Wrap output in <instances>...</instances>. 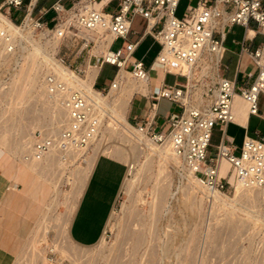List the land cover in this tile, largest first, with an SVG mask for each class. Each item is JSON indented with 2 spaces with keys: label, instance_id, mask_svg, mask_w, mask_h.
I'll list each match as a JSON object with an SVG mask.
<instances>
[{
  "label": "rangeland",
  "instance_id": "374dc122",
  "mask_svg": "<svg viewBox=\"0 0 264 264\" xmlns=\"http://www.w3.org/2000/svg\"><path fill=\"white\" fill-rule=\"evenodd\" d=\"M51 1L41 2L49 4ZM209 1L211 0H204ZM62 2L68 5L66 0ZM115 2L114 0L110 2L107 8L111 9ZM187 3L195 4L196 0H179L176 15L180 16L185 12ZM144 25L145 19L136 14L132 19L133 31L127 38L115 39L112 47H123L129 39L137 38ZM250 25L254 26L253 23ZM99 33L101 32L95 33L97 40L101 36ZM31 34L37 38L39 30L32 29ZM23 43L22 45L28 49V43L25 41ZM81 45L82 41L79 38L61 39L56 58L63 57L64 64H70L72 68L76 66L84 68L86 63L87 66L94 68L88 62L93 61L89 54L98 53V47ZM2 46L3 43L0 41V56ZM158 49V42H152L148 36L134 52L135 56L144 60L146 66H150L152 77L161 66L152 61ZM23 51L21 46L16 45L13 52L7 55L4 53L6 56L3 57L4 61L0 60V139H2L0 150L5 151L10 157L16 156L19 159L23 156L24 165L29 171L38 174L35 179L37 176L41 177L42 182L49 187V192L37 212L35 222L33 221L27 228L24 244L18 245L11 256L1 252L0 264H264V215L257 193L236 192L229 195L231 198L229 203L221 201L214 207L206 199H201V209L194 216V222L187 221L185 217L189 210L185 205L188 206L200 198L201 193L193 189L180 162L169 155L168 158L159 157L157 153L151 151L155 148L162 149L164 146L152 143L150 145L146 139L140 143L124 128H117L111 111L103 113L101 126L96 131L90 148L81 157L70 156V163L62 167L58 165L57 153H52L38 158V167L27 164L24 158L25 147L28 144L26 137L32 135L36 129H44L53 110H48L43 96L38 95L40 90L29 95L25 84L30 83L33 88L39 70L35 64L31 71L33 80L27 79L30 66L26 68V63L24 64ZM202 66L201 74L190 73L191 81L188 82V88L197 87L195 82L199 81V86L210 83L211 80H203L205 76L201 77L202 73L214 79L212 69L207 68V65ZM20 67H25L26 70L21 73ZM182 69L187 72V67L184 66ZM206 70L208 74L205 73ZM114 71L113 65L105 63L97 76L94 88L105 97L110 89L105 84L109 82ZM159 72L161 76V69ZM195 73L198 74L197 78ZM15 74L16 87L11 92L7 91ZM125 75V79L133 80L127 70ZM175 80L181 82L184 81V77L171 73L165 76L168 83ZM104 85L105 88L102 89ZM201 93V89H196L195 92L187 94L191 96L192 101H201L203 100ZM122 97L123 92L121 94L118 90L114 98L109 100H118ZM257 103L259 110L264 112V93L258 94ZM168 108L179 111L176 104L162 98L160 115H164ZM162 117L157 118L160 125L165 120ZM124 120L128 124H130L128 121L134 123L128 118L127 109ZM220 128L219 124L212 128L210 154L215 153V145L220 140ZM134 134L138 136L136 132ZM237 143L240 145L238 140ZM101 152L121 158L127 164L131 161L134 167L130 169L127 165L124 182L105 225L106 232L96 244L85 247L69 238L68 225L87 178L89 166L94 157ZM238 152L239 149L236 150V153ZM227 169L228 165L221 164L222 174ZM232 178L233 175L230 179ZM19 186H22L21 183ZM172 240L175 244L169 249L165 247L169 241L173 243ZM50 249L53 250L54 256L48 255Z\"/></svg>",
  "mask_w": 264,
  "mask_h": 264
},
{
  "label": "built area",
  "instance_id": "2783aa9c",
  "mask_svg": "<svg viewBox=\"0 0 264 264\" xmlns=\"http://www.w3.org/2000/svg\"><path fill=\"white\" fill-rule=\"evenodd\" d=\"M99 1L101 0H71L68 6H64L62 0H54L48 8L54 11L51 25L40 16L32 14L27 6L19 21L12 19L10 8L20 7L22 0H3V3H0V12L19 24L28 18L35 29L55 30L57 36L62 39L79 38L82 41L81 47H92L95 41L80 36L79 27L101 28L107 31L111 36L107 50L104 53L91 52L89 57H93V61L88 62L98 68L93 81L94 87L96 77L105 63L115 67L112 77L105 84L108 88L118 82L116 75L121 68L135 78L149 77L144 62L132 55L137 46L136 40H128L125 51L120 47L111 48L113 40L119 37L127 38L131 32L133 17L140 15L145 19L144 33L150 34L159 44L154 61L161 65L163 73L171 72L182 76L184 81L175 80L168 83L163 78L158 89L151 95L152 107L155 105L156 108L161 98H166L179 107V111L169 113L161 129L155 128V108L153 114L149 111L144 120L133 124L156 142L162 143L167 138L170 148L183 158L186 166L206 191L229 194L234 184L240 183L259 189L264 197V134L255 130L254 135H244L241 145L237 147L223 133L221 140L215 145V153L210 154L214 125L224 127L234 120V93H238L246 102L249 114L264 117L257 103L258 94L264 93V0H196L195 4L187 3L185 12L180 16L175 13L179 0H117L113 10H106L103 6L96 7L95 3ZM110 1L106 0V4ZM4 6L8 8L4 9ZM250 22H254L256 31L263 35L262 42L249 52L256 65V74L247 86L236 88L235 80L220 74L224 49L222 41L227 27L240 24L249 31ZM8 28V24L0 26V41L4 44L6 52H11L16 44ZM211 55L218 56L217 77L208 85H204V100L193 101L186 107L187 102L183 101V95L187 89L185 82L188 75L180 69L172 70L171 63L179 61L195 66L201 59H209ZM60 59L65 62L63 57ZM67 68L71 71V76L73 71L84 73L82 67L72 68L67 64ZM44 81L47 92L60 97L70 124L62 127L57 133L36 129L33 133L34 140L30 144L31 156L40 158L54 146L62 157L68 158L67 155L73 148L83 147L89 142L97 128L100 109L103 107L94 101L83 87L67 80L61 72L49 71ZM238 149L239 152L236 153ZM223 159L229 164L224 174L220 172ZM232 173L234 178L230 180ZM105 232L104 227L102 234ZM53 253L51 249L48 251L49 256H54Z\"/></svg>",
  "mask_w": 264,
  "mask_h": 264
},
{
  "label": "crops",
  "instance_id": "0c3cea01",
  "mask_svg": "<svg viewBox=\"0 0 264 264\" xmlns=\"http://www.w3.org/2000/svg\"><path fill=\"white\" fill-rule=\"evenodd\" d=\"M22 1L23 4L20 7L10 8V17L12 19L19 21L27 6L31 9L32 14L40 16L47 24L51 25L53 23L52 17L54 11L48 8L54 0L49 4L41 2L42 0ZM66 1L68 5L71 2V0ZM112 1L113 0L110 2ZM114 1L116 2L111 9L107 8L110 2L106 4V0L99 1L97 7L103 6L106 10H113L117 3V0ZM0 3H3V0H0ZM3 8L5 9L6 6ZM251 23L254 24V26L250 25V29H254L253 32L246 30L245 27L240 24L227 27L222 41L224 49L221 56L220 74L235 80L236 88L239 86H247L256 74V65L250 57L249 52L254 50L262 42L263 35L256 31L255 23L250 22V24ZM99 34L101 36H99L97 40L96 47H101V53H104L107 50L111 38L108 34ZM234 34L239 35L235 36ZM92 36L95 38V33H92ZM148 36L152 42L156 41L150 34H145L144 29L137 38L129 39L132 41L136 40L137 42L134 52L140 43ZM114 41L115 40H113V42ZM112 44L111 48H113ZM126 44L123 47L117 46L115 48L120 47L125 51ZM134 52L132 53L133 56H135ZM156 53L153 55L152 61H154ZM139 59L144 62L142 58ZM151 62L150 65L152 64ZM144 65L148 68L149 72V81H146L147 91L145 93H134L127 108V116L134 123L144 120L149 111L150 114H153L155 105L153 107L151 106V95L158 89V85L161 83L162 79L164 78L165 80V76L171 73H161L160 76L159 70H162V67L159 65V70H156L153 75L154 77H152L150 66H146L145 62ZM84 68V73L86 74L92 67L87 66L86 63ZM216 74L217 71H212V75ZM197 75L198 74L195 75L196 78ZM236 94L238 95V93ZM161 99H159L155 108V128L157 130L161 129L165 123L164 120L160 125L157 118L163 116L164 119H166L170 112L175 111L168 108L164 115H160L159 108ZM233 112L235 120L229 121L224 127L220 126V140L224 133L226 137L230 138L232 142L239 147L244 135H254L255 130L264 134V117L249 114L247 112V104L239 97L235 98ZM260 112L264 116V112ZM128 122L131 124L130 121ZM131 125L134 124L132 123ZM237 140L240 145H238ZM15 157L16 156L10 157L5 151L0 150V253L3 252L10 256L14 253L18 245L24 244L27 228L33 221L35 222L37 212L41 204L44 203L45 197H47L46 195L49 192V187L42 182L41 177L37 176L38 178L36 177L35 180V176L38 174L29 171L24 165L22 162L23 156L19 157V159ZM225 163L224 161L222 162V164ZM226 165L228 164L226 163ZM23 168H25L24 171ZM126 171L127 163L121 158L104 152L99 153L94 158L91 170L82 186L69 220L68 236L75 243L89 247L100 240L110 212L117 199L121 184L124 181ZM20 183L22 186H19ZM37 193H39V196Z\"/></svg>",
  "mask_w": 264,
  "mask_h": 264
},
{
  "label": "bare ground",
  "instance_id": "6f19581e",
  "mask_svg": "<svg viewBox=\"0 0 264 264\" xmlns=\"http://www.w3.org/2000/svg\"><path fill=\"white\" fill-rule=\"evenodd\" d=\"M97 3H99V2H97ZM97 3H95L96 7H97ZM2 24H8L9 25L8 29L10 30V32L13 35V37L15 38V44L21 46L22 49H24V51L22 53V56L24 57V60H25L24 64L26 63V68H28L30 66L29 67V73L27 74V76H28L27 79L28 80L29 79L33 80V78H32L33 76L31 75V71L34 69L35 64L38 65L37 67H38L39 73H38V76L35 75L36 76V82L33 85V88H31L30 83H28V84L26 83L25 87L29 91V95L32 94V92L40 90L39 91L40 93H38V95H42L43 96V100L46 103V105L48 107V110H50V109L53 110L51 112L52 115L50 114L51 116L47 119V121L45 123V128L44 129H40V130H42V131H44L46 133H49V132L57 133L59 130H61L62 127L69 126V124H70V122L68 120V117H67V113H66L64 107L61 104L60 97L58 95L50 94V93L47 92V88H46V84H45V81H44V77L51 70H54V71H57V72H61L67 80L73 81L77 86L83 87L88 92V94L90 95V97L94 101H97L100 105H102L103 108H106V109H100L101 112H100L97 128H96L95 132L93 133L92 137L90 138L89 142L85 146L79 147V148H73L69 152L70 154L67 155V157L69 156L68 158L62 157V154H60L59 150L56 147H54V146L49 151H47L43 156L49 155V154H52V153H57L58 155L56 154V156H58V165L60 164L59 166H62V167L66 166L68 163H70V160H71L70 156L72 158L81 157L82 155H84L87 152L88 148H90V143L93 141L96 131L101 126L102 119L104 117L103 113H105V112L107 113L108 111H111V114H112L111 117L113 119V122L116 124L117 128H124L128 132V134L132 135L140 143L143 142V139H146L147 142L148 141L150 142V145L152 143L153 145H162V146H164V148H162V149L155 148V149H152L151 151L154 152V153H157L159 157L168 158L167 156L169 155L175 161L178 160L180 162L181 167L184 170V173H186V175L189 178V183L192 184L193 189H196L195 191L200 192L201 195H202V196L200 195V198H198L195 201L191 202L188 206L185 205V208H187L189 210V211L187 210L188 211L187 214H186L187 217H185V219L187 218V221L194 222V219H195L194 216L201 209V203H202L201 199H203V200L206 199L207 202L212 207H214L215 205H218V202L221 203V201H224L225 203H229L230 200H231L229 195H232V194H234L236 192H242V191H246L247 193L251 192V191H254L255 193H257V196H259V200H260V202L262 203V206H263L262 207V214L264 215V197L262 196V193H261V191L259 189H256V188L250 187V186H244V185H242L240 183H235L234 184V188L232 189V191L229 194L225 193V192H220V191H206L198 183V181L194 177L193 173L186 166L183 158L178 156L177 154H175L173 152V150L170 148L167 138L162 143L156 142L155 140L150 138L146 134L145 131H140L139 128L136 125H132L131 126L130 124L125 122L124 116H125V113H126L127 106L129 104L133 94L136 93V92L145 93L147 91L146 81H149V77H147V78H135L130 73L131 77H133V80L132 79L131 80L130 79L127 80V79H125L126 78V75H125L126 70L124 68H121L118 71L117 75H116V80L118 82L116 83L115 86H110L108 95L105 97V96H103L101 94L100 91H98L95 88H93V80H94L95 75H96L97 70H98L97 67L96 68L92 67L91 70L87 71L86 74L84 73L85 75L84 74L81 75V74H78L75 71H73V76H71V71L67 68V65H65L64 62L60 58H58V59L56 58V53H57V51L59 49V46H60L62 38L57 36L55 30L54 31L39 30L38 37L36 38V37H34L31 34L32 29H35V28L29 22L28 18H26L21 24H19V23L13 22L12 20L9 19L8 16H5V14L0 12V26ZM99 31L101 33H105V34L109 35V33L107 31H105V30H103L101 28H82V27H79L78 34L80 36H83L86 39L92 38L95 41L94 45L97 46V39H95L92 36V33H96V32H99ZM249 31L253 32V30H251V29ZM110 38H111V36H110ZM23 41L28 43V49H27L26 46L22 45V44H24ZM54 44L56 45L57 49H55V45ZM98 49H99L98 53H101V47H99ZM13 51L14 50H12L11 52H13ZM1 52H2V55L0 56V60L1 61H4L3 57H6V56H4V53L6 55L8 53H11V52H6L5 51L4 44H3L2 48H1ZM217 58H218V56L211 55L209 57V59H201L200 63L197 64L198 66L197 65L190 66L189 64H187L185 62L182 63V62H179V61H173L171 63L172 64L171 65V69L175 70V71L180 69V71L182 73H186L188 75V80L185 83H186V86L189 87L188 82L191 81V80H189V75H191L190 73L198 72V73L201 74V72L203 70V66L202 65H204V66L207 65V68L208 67L211 68L212 69L211 72L212 71L213 72L217 71V68H218V66H217ZM155 62L158 63L156 60H155ZM184 66H185V68L187 67V72L183 71L182 68ZM26 68L25 67L24 68L20 67V70H21L20 72L23 73L26 70ZM207 72L208 71L206 70L205 73H207ZM161 73H163V70H161ZM16 75L17 74H15L14 77H12L11 87L7 91L11 92V91H13V89H15V87H16L15 85H16V82H17V81H15L16 80ZM80 76H84V78H82ZM202 76H205L204 79H203L205 81H207V80H211V81L213 80L214 81L215 78L217 77V74L213 75L214 79H211L210 77H209L210 78L209 79L206 76V74H204V73H202L201 77ZM195 79H194V81H195ZM211 81H210V83H211ZM199 82L198 83L195 82L197 84V87H190V88L187 87V89L185 90L184 95H183V101L187 102L186 107H188L190 105V103L193 102L191 100L192 99L191 96H188V94H187L188 92H193V91L195 92L196 89H201L202 92L205 90L204 85H202V86L198 85ZM191 83H189V84H191ZM192 86H193V84H192ZM118 90H120L121 94L123 92V97L118 99V100H115V99L114 100H109L111 98L112 99L114 98V95L116 94V92ZM201 95H202V98L204 100V97H203L202 93H201ZM236 97H239L246 104V102L243 100V98L239 94L237 95L236 93H234L233 99H232L233 107H234V101H235ZM234 120H235V116H234ZM134 132H136L138 134V136H136L134 134ZM33 133L29 137H26V138H28V142L26 141V143H28V144L25 147L26 153H24V158H25V160H27V164L29 163V165H32L34 167H38L39 166V162L37 160L38 158H35V157L31 156L30 144L34 140V134ZM0 140H2V139H0ZM11 145H12V143H11ZM16 145H18V144H16ZM9 151H10V149H9ZM9 153H11V152H9ZM52 159L53 158H51L50 160L53 161ZM223 161L228 164V162L226 160H224V159L221 161V164H222ZM221 164H220V167H221ZM127 165H128V168H130V169H132L134 167V163L131 164V161L128 162ZM91 167H92V163L89 166L88 173L90 172ZM24 169L25 168H23V171H24ZM232 175H233V178H234V174L233 173L230 175V177ZM233 178L230 179V180H233ZM163 188H164V186H163ZM39 193H40V191H39ZM39 193H37L38 196H39ZM251 194H252V192H251ZM35 195H36V193H35ZM173 244H175L174 241H173V243H171V241H169V243L165 247H167L169 249V247H172Z\"/></svg>",
  "mask_w": 264,
  "mask_h": 264
}]
</instances>
